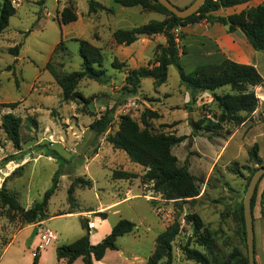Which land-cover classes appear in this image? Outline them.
I'll use <instances>...</instances> for the list:
<instances>
[{"label": "rangeland", "instance_id": "obj_1", "mask_svg": "<svg viewBox=\"0 0 264 264\" xmlns=\"http://www.w3.org/2000/svg\"><path fill=\"white\" fill-rule=\"evenodd\" d=\"M15 12L8 26L0 31V187L16 195L19 203L30 207L42 199L58 172L57 186L47 204L49 217L33 223L22 221L18 213L0 205V264H34L35 246L42 243L39 232L55 234L43 249L38 247L36 264H67L57 259V246L69 243L86 233L89 240L100 241L121 218L135 223L132 232L118 237L116 250H107L102 264H145L152 252L156 235L176 219L180 230L172 242L171 264H199L188 260L180 246L201 251L196 236L209 232L218 246L217 258H223L233 247L246 251V243L237 221V210L257 163L248 156L256 143L258 156L264 164V50H254L240 30L231 33L217 21L199 19L177 25L173 32L179 47L180 64L190 71L196 64L217 60L220 56L254 64L263 78L253 90L258 97L256 109L246 115L243 123L224 125L219 131L192 126L198 120L213 118L219 112L210 92H198L194 101L180 83L175 65L168 66L163 81L144 77L135 92L125 87V76L132 68L150 66L165 45L161 33L139 34L129 45L117 43L112 33L117 28L129 29L153 20H162L164 13L135 4L123 6L112 0H99L106 9L88 11V0H11ZM183 8L192 0H169ZM264 0H247L233 7L220 8L212 14L226 16L247 11ZM150 2H153L150 0ZM71 5L76 19L59 20L60 11ZM79 39L88 40L103 54L102 68L106 83L84 77L76 90L90 98L88 104L63 100L61 89L45 68L49 62L61 73L81 68ZM18 45V54L10 49ZM184 51V52H183ZM117 60L123 65L112 66ZM12 67L6 69V66ZM228 87L216 90L217 93ZM16 102L14 107L7 104ZM113 108L112 122L101 133L90 123L106 109ZM157 112L150 121L153 132L184 135L171 147L178 165L187 158L189 171L195 178L199 193L194 198L166 199L141 179L145 168L129 160L126 153L108 141L118 127L119 116L127 114L140 127L144 109ZM11 113L20 118V146L15 148L1 126L2 116ZM230 129V133L226 130ZM21 160V162H18ZM118 171L135 174L132 178H115ZM75 177L92 182L91 187L76 185L73 196L77 208L67 202V188ZM264 176L257 185V205ZM263 206H261V210ZM253 210L254 248L264 241V217ZM106 212L105 220L94 213ZM75 213L63 216L62 214ZM197 214L203 226L195 234L186 216ZM262 216V217H260ZM37 225L36 234L23 227ZM17 233V234H16ZM11 242V243H10ZM9 244L7 247L6 245ZM7 247V248H6ZM73 264H83L81 258ZM158 264H165V258Z\"/></svg>", "mask_w": 264, "mask_h": 264}, {"label": "trees", "instance_id": "obj_2", "mask_svg": "<svg viewBox=\"0 0 264 264\" xmlns=\"http://www.w3.org/2000/svg\"><path fill=\"white\" fill-rule=\"evenodd\" d=\"M43 1V0H41ZM123 6L135 4L156 10L166 15L162 20H153L133 28H117L112 36L119 44L129 45L137 39L139 34L152 35L161 33L165 37V45L160 47L159 54L155 57L154 63L150 66L132 68L125 76V87L135 92L140 80L144 77H151L157 81L166 78L168 66L175 65L178 71L180 83L189 92L190 100L194 101L198 92H210L219 112L207 120H198L192 126V135L202 128L206 131H219L224 125L236 126L244 122L246 115L252 113L258 104L253 87L262 83L263 78L257 68L250 63L235 61L229 57L220 56L217 60L196 64L190 71H186L180 64L179 47L173 29L177 25H185L196 22L199 19L217 21L226 26V31L231 33L240 30L249 45L254 50H264V1L247 11L233 12L226 16H214L212 12L220 8L233 7L245 3L247 0H206L193 14L179 18L164 8L156 0H112ZM99 9H106L99 0H88V11L96 12ZM15 12L11 0H0V31L8 26L9 18ZM74 8L69 5L60 11L59 20L61 23H68L76 19ZM79 54L82 59L81 68L76 71L61 74L53 64L47 63L45 68L52 74L55 82L61 89L63 100L79 101L88 104L90 98L84 97L76 90L78 82L84 78H90L99 83H106L102 68L103 54L99 47L88 40L79 39ZM18 45L13 46L10 51L15 56L18 54ZM184 52V51H183ZM123 64L117 60L112 61V66L120 68ZM6 66V69L11 68ZM228 87L229 90L217 93L216 90ZM14 107L16 102L7 104ZM113 108L106 109L101 115L90 123V128L96 133L103 132L112 122ZM156 111L144 109L140 114L139 123L127 114L119 116L118 127L113 135L107 139L114 148L123 150L130 161L145 168L141 179L143 182H150L152 189L160 193L166 199H188L194 198L199 193L194 176L189 171L187 158L182 165H178L177 157L171 152V147L184 139V135L174 133L153 132L150 128V121L157 118ZM20 118L11 113L2 116L1 126L15 148L20 146ZM230 133V129L226 130ZM251 160L261 161L258 156V146L254 143L248 151ZM256 169V168H255ZM254 169V170H255ZM253 170V171H254ZM252 174V173H251ZM58 172L54 173L52 185L43 193L40 201L34 202L30 207L24 208L18 201L15 194L8 192L4 186L0 187V205L8 210L18 213L25 223H33L45 220L49 217L47 204L50 196L57 186ZM135 174L128 171H118L115 178H132ZM251 176V175H250ZM250 178V177H249ZM76 185L91 187L92 182L83 177H75L67 188V202L71 208L68 212H76L77 204L73 196ZM258 185V184H257ZM257 197V186L251 199L253 210ZM261 210L264 216V190L260 195ZM101 218L106 217V212L94 213ZM186 218L191 221L193 231L196 234L203 226L200 217L195 214H188ZM84 219L86 233L75 238L73 241L56 247L57 259H63L71 264L77 258H81L83 264H94V260H101L107 250H116L118 237L132 232L135 223L121 218L116 221L107 233L97 243L89 240L88 220ZM237 221L240 225L241 234L245 240V228L243 221L242 203L237 210ZM180 230L179 222L174 219L159 232L154 241L152 252L147 256L145 264H158L165 258V264L172 261V242ZM200 245L204 246L203 251L190 246L189 241L180 246L186 259L199 264H248L246 251L243 252L233 247L225 257L217 258L218 246L215 239L209 232L196 236ZM246 243V242H245ZM255 254V248H254ZM38 252L33 255V263L38 260Z\"/></svg>", "mask_w": 264, "mask_h": 264}, {"label": "water", "instance_id": "obj_3", "mask_svg": "<svg viewBox=\"0 0 264 264\" xmlns=\"http://www.w3.org/2000/svg\"><path fill=\"white\" fill-rule=\"evenodd\" d=\"M156 1L168 11L173 13L175 16L184 18L193 14L206 0H192L187 6L183 8L174 5L169 0ZM18 162H21V160H18ZM256 163L257 168L252 172L249 178L242 200V212L245 228V242L248 264H256L254 255V229L251 199L259 180L262 178V176H264V164H262L261 161H257ZM37 228V225L33 226V229L30 233V238H33V236L36 234Z\"/></svg>", "mask_w": 264, "mask_h": 264}, {"label": "crops", "instance_id": "obj_4", "mask_svg": "<svg viewBox=\"0 0 264 264\" xmlns=\"http://www.w3.org/2000/svg\"><path fill=\"white\" fill-rule=\"evenodd\" d=\"M234 60V59H233ZM236 61V60H235ZM239 62V61H238ZM254 65V64H253ZM255 66V65H254ZM256 67V66H255ZM264 190V181H263V184H262V186H261V190H260V194H259V199H258V202H257V205H254V208H253V210H255V208H256V211H260L261 210V203H260V195H261V192ZM253 210H252V216H253ZM70 214H73V215H75V213H69V214H62L63 216H67V215H70ZM259 215V214H258ZM260 216V215H259ZM260 217H262V216H260ZM264 217V216H263ZM253 219H254V217H253ZM105 219H100V222H98L99 224L100 223H102L103 221H104ZM23 229H29V230H31L32 231V229H33V226H29L28 228H25V227H23L22 229H20V230H18L17 231V233H19L21 230H23ZM16 233V234H17ZM90 242L91 243H94V242H96V241H93V240H91L90 239ZM11 243V242H10ZM10 243H8L6 246L8 247L9 246V244ZM6 247V248H7ZM107 252V251H106ZM106 252H105V254H104V256H103V258L101 259V260H98V261H96V260H94V264H102V261L103 260H105V258H106ZM31 255H32V253H31ZM255 263L256 264H264V241L262 242V245H261V248L257 251V250H255ZM78 259H80V258H77L76 260H78ZM74 262H72L71 264H73Z\"/></svg>", "mask_w": 264, "mask_h": 264}, {"label": "built area", "instance_id": "obj_5", "mask_svg": "<svg viewBox=\"0 0 264 264\" xmlns=\"http://www.w3.org/2000/svg\"><path fill=\"white\" fill-rule=\"evenodd\" d=\"M54 238H55V234H53L49 229L45 230V231H42V232H39V240L42 243V245L41 244L36 245L35 249L37 250L38 247L43 249V245L44 246L47 245ZM34 254L35 253H33L32 255H34Z\"/></svg>", "mask_w": 264, "mask_h": 264}]
</instances>
